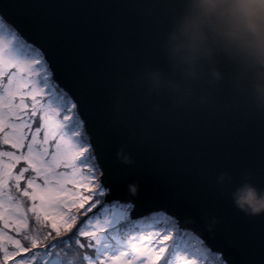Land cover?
Here are the masks:
<instances>
[{
    "label": "water",
    "instance_id": "95a60500",
    "mask_svg": "<svg viewBox=\"0 0 264 264\" xmlns=\"http://www.w3.org/2000/svg\"><path fill=\"white\" fill-rule=\"evenodd\" d=\"M0 15L45 53L52 79L81 104L99 179H110L102 204H132L134 219L164 213L225 264H264V215H245L230 199L246 174L264 188V132L198 114L181 115L147 135L108 123L104 110L115 81L137 67L131 53L141 27L128 0H0ZM86 100L95 115L85 111ZM121 149L131 155V165L116 159ZM220 172L233 177L223 191L216 185ZM211 217L218 223L210 232Z\"/></svg>",
    "mask_w": 264,
    "mask_h": 264
},
{
    "label": "snow or ice",
    "instance_id": "6c2138e0",
    "mask_svg": "<svg viewBox=\"0 0 264 264\" xmlns=\"http://www.w3.org/2000/svg\"><path fill=\"white\" fill-rule=\"evenodd\" d=\"M51 75L45 53L25 43L7 17L0 15V145H7L19 153L0 150V227L14 229L29 246L21 247L19 239L0 232L4 264L37 247L51 255L50 248L57 246L52 243L56 238H60L57 243L63 248L79 250L80 264H157L158 261L160 264H185V254L190 258L187 264H197L201 249L191 244L195 237L188 232L181 233L172 217L163 213L153 215L148 218L152 223L147 230L136 235L134 230L140 225L134 224L128 215L132 204L121 205L119 210L115 205L109 208L102 204L99 197L105 196L106 187H111L110 179L106 174L104 180L96 182L95 173L99 169L94 163L95 148L89 147L90 137L79 115L81 104L57 89ZM5 78L7 83H4ZM25 101H31L30 108ZM83 104L85 111L96 114L92 112L90 101ZM104 115L110 125L122 126L112 118L109 110H104ZM37 116L39 127L31 131L32 118ZM41 131L42 141L37 138ZM29 135L31 139L26 140ZM20 162L26 167L13 174ZM29 171L34 175L24 179V173ZM21 180H24L23 191L19 187ZM9 181H12L11 188L30 202L26 211L21 201L9 193ZM80 189L90 194L84 195ZM33 201L35 203H31ZM97 204H101L103 211L87 222L80 221L73 231L77 224L76 213L89 205L83 212L86 216ZM27 213L33 214L38 227L28 229ZM196 243L202 245V241ZM8 244L16 251H7ZM15 264H29V261ZM46 264L62 262L55 254Z\"/></svg>",
    "mask_w": 264,
    "mask_h": 264
},
{
    "label": "clouds",
    "instance_id": "9594fccd",
    "mask_svg": "<svg viewBox=\"0 0 264 264\" xmlns=\"http://www.w3.org/2000/svg\"><path fill=\"white\" fill-rule=\"evenodd\" d=\"M141 27L131 53L137 67L119 77L110 94L112 118L133 134L198 114L264 132V0H128ZM116 159L131 165V155ZM233 177L216 176L223 191ZM130 185L129 192L136 193ZM248 216L264 215V188L246 174L230 193ZM218 223L208 220L211 232ZM62 264H80L79 250L63 247Z\"/></svg>",
    "mask_w": 264,
    "mask_h": 264
},
{
    "label": "rangeland",
    "instance_id": "374dc122",
    "mask_svg": "<svg viewBox=\"0 0 264 264\" xmlns=\"http://www.w3.org/2000/svg\"><path fill=\"white\" fill-rule=\"evenodd\" d=\"M27 43V42H25ZM34 47V46H33ZM9 71H15V69H10ZM51 80L52 82L56 85L57 89H59L60 91H63L60 87L57 86V82H55L52 77H51ZM4 83H7V79L5 78L4 79ZM64 92V91H63ZM25 103L28 105V107L30 108L31 107V101H25ZM30 115V113H29ZM60 119H62V116L60 117ZM39 118L38 116L36 118H32V127H31V131H35L36 128L39 127ZM25 131H29L28 129H26ZM38 140H43V131L39 132L38 133V136H37ZM31 139V136L29 135L28 137H26V140H29ZM51 144L52 142L50 141L49 142V147H51ZM90 147V146H89ZM3 149L4 151H11L13 152L14 154L18 155L19 153L16 152L14 149H11L9 148L7 145H4L3 146ZM91 149V148H90ZM26 149H22L21 151H25ZM95 163V161H94ZM96 165V164H95ZM21 167H26V165L23 164V162H20L16 165V167L13 169V174H18L19 173V169ZM97 167V166H96ZM31 175H34L33 173H31L30 171L29 172H26L24 173V179H27L29 176ZM99 175H100V171H97L95 173V176H96V182L99 183L100 182V179H99ZM37 183H41L39 180H37ZM11 184H12V181H9V193L12 194L14 196L15 199H19L22 203V206L24 207L25 211L27 209V207L29 206V201L27 200L26 197H20L16 192H15V189H12L11 188ZM21 191H23L24 189V180H21L20 182V185H19ZM93 188L95 187V185L92 186ZM106 188L104 189V191L106 192ZM31 191V189H29V192ZM80 191H82L85 195V193L87 191H84L83 189H80ZM31 203H35V201L31 202ZM116 202H113L111 204H114ZM125 204H129V203H121V205H125ZM110 206V204H107ZM120 205V206H121ZM114 206V205H113ZM120 206H115L117 210H119ZM88 207V206H87ZM86 207V208H87ZM85 208V209H86ZM85 209H81L80 212L76 213L77 215V224L74 225L73 227V231L76 230V228L80 225V221H82L85 217V215H83V212L85 211ZM95 209H93L92 212H94ZM89 214V213H88ZM164 214V213H163ZM83 215V216H82ZM82 216L80 219L79 217ZM27 217H28V229L31 230V228L33 227H38V225L36 224V221L33 219V214L32 213H27ZM87 219V218H86ZM84 220V222H87V220ZM147 229H143V230H140L138 232H135L134 231V234L136 235H139V234H142L144 231H146ZM49 232L51 231L50 229L48 230ZM0 232H3L5 235L7 236H11L13 239H19L21 241V247H29L27 245V242L26 241H23L22 239V236H18L15 232L14 229L12 228H2L0 227ZM70 235V233H69ZM60 239V238H58ZM83 242H87L85 240V238L81 237L80 238ZM160 239H163V236L160 237ZM54 243V240L53 242ZM145 243H147V240H145ZM46 247H48V245H46ZM62 247V245L60 246H56L55 248H50V251H51V255H48V253L45 252L44 248H40V247H37L35 249H30V251H24L14 257H12V262H10V259L7 261V264H15V262H20V261H29V264H46V261H50L52 259L55 258V254L60 250V248ZM158 247H163V245H158ZM7 251L9 252H15L16 250L11 246V244H8L7 245ZM215 253V252H214ZM2 253H0V264H4V260L2 258ZM33 256H35V259H33ZM41 257H44L45 259H42ZM188 259H190L187 254H185V257H184V260H185V264H187V261ZM157 264H160V262L158 261Z\"/></svg>",
    "mask_w": 264,
    "mask_h": 264
},
{
    "label": "trees",
    "instance_id": "16d2710c",
    "mask_svg": "<svg viewBox=\"0 0 264 264\" xmlns=\"http://www.w3.org/2000/svg\"><path fill=\"white\" fill-rule=\"evenodd\" d=\"M90 193L89 192H86L85 195H89ZM96 197H93V200H95ZM99 199L102 201L103 200V197H99ZM92 201L89 202V204L91 203ZM104 206L106 207H109V208H112L113 205L115 206H120L121 203H114V204H110L107 205V204H103ZM89 206V205H85V208ZM100 211H103V208L101 206V204H97V207L95 208L94 212H91L89 214H87L86 216H84L85 218L82 220L84 221L86 218V220H88L89 218L93 217L94 215L98 214V212ZM156 214H159V213H155V214H151L149 215L147 218L143 219V218H138V219H134L132 217H130L129 213V218L133 221L134 224H139L140 227L139 228H136L134 231L135 232H138L140 230H143V229H147L148 228V225L152 223V221L148 218L152 217L153 215H156ZM166 215V214H164ZM83 216V215H82ZM80 216L79 219L82 217ZM168 216V215H166ZM177 225V223H176ZM158 227H163V225H158ZM178 227V226H177ZM179 228V227H178ZM180 229V228H179ZM153 230H156V229H153ZM169 230L172 231L171 229V226H169ZM181 233H184V232H188V233H191L195 239H193L191 241V244L196 246V247H199L201 249V256L199 257V259L197 260V264H220V261L222 260L220 255L218 253H214L213 251H210L209 248H207L204 243L202 242V245H198L196 242L197 240L201 241L198 237H196L191 231H188V230H183V229H180ZM52 235L54 236L55 234L52 233ZM173 235H175V232H173ZM185 239L187 240V237H185ZM59 239L56 238L54 240V244H57V246H60L57 241ZM168 243H171V241H168ZM223 261V260H222ZM223 264H225V262L223 261Z\"/></svg>",
    "mask_w": 264,
    "mask_h": 264
},
{
    "label": "flooded vegetation",
    "instance_id": "af4514ba",
    "mask_svg": "<svg viewBox=\"0 0 264 264\" xmlns=\"http://www.w3.org/2000/svg\"><path fill=\"white\" fill-rule=\"evenodd\" d=\"M3 146H4V145H0V150H3V151H4Z\"/></svg>",
    "mask_w": 264,
    "mask_h": 264
}]
</instances>
